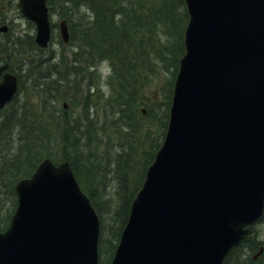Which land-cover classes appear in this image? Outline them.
<instances>
[{
	"label": "water",
	"instance_id": "obj_1",
	"mask_svg": "<svg viewBox=\"0 0 264 264\" xmlns=\"http://www.w3.org/2000/svg\"><path fill=\"white\" fill-rule=\"evenodd\" d=\"M186 52L162 147L111 264H221L264 208V0H186ZM48 46L47 0H19ZM64 42L70 33L60 22ZM0 84V109L17 91ZM64 107L67 104L64 103ZM0 264H98L99 217L68 161L16 184Z\"/></svg>",
	"mask_w": 264,
	"mask_h": 264
},
{
	"label": "trees",
	"instance_id": "obj_2",
	"mask_svg": "<svg viewBox=\"0 0 264 264\" xmlns=\"http://www.w3.org/2000/svg\"><path fill=\"white\" fill-rule=\"evenodd\" d=\"M47 2L50 13L54 5L62 10L61 16L70 22L71 41H75L76 45L72 51L73 58L68 61L64 57V51L58 52L57 55L52 52L47 58L35 57V50L33 52L29 49L22 50L20 43L16 44L18 40L13 42L16 52L21 53L19 57L22 64L20 62L19 71L28 83L27 87L39 93L41 99L39 102H32L28 97L25 101L15 97L0 113V230L5 231L10 226L16 210V182L22 177H29L44 157L51 156L57 164L61 159L67 160L98 212L99 264H110L127 223L132 202L145 180L148 166L154 160V157L150 160L148 158V162L141 165V158H144L152 148L153 154L157 152L154 143L145 146L143 152L139 146L142 122L135 113L138 91L140 87L142 90L149 74L159 63L170 65L177 72V60L185 52L183 46L179 53L169 51V47L172 48L174 43L168 41L172 29L170 22L174 24L173 15L177 7H174L170 0H47ZM81 6L92 11L93 19L86 27L83 26L81 34L78 33L76 36L77 29L72 16L77 15L76 9ZM179 9L181 10L180 7ZM186 17H189L188 12ZM158 23L162 27V35L158 34L155 28ZM52 26L57 24L53 23ZM136 34H141L140 43H136ZM30 38L31 47L40 50L34 36L31 35ZM81 39L88 48L87 71L96 69L97 64L103 59L110 63L113 91L104 104L105 112L111 105L119 108L114 113L113 122L108 123L109 116H103L104 122L99 125L100 117L91 116L90 106L85 99L86 103H83L79 117L73 119L74 129H71L63 127V124L67 125L70 121L65 109L60 108L65 111V115H61L62 120H57L56 113L61 114L60 109L58 108L56 112L51 105L54 109L52 110L50 100L59 99L58 95L59 97L62 95V86L70 85L75 92L73 101H77L76 77L87 74L79 62L78 49L82 47ZM140 64L141 69H137L140 68ZM22 86L23 81L20 82V89ZM141 118L144 119L143 116ZM111 127L116 129L122 127L120 134L129 146L123 145L121 150L116 146L105 148L95 169L86 165V162H89L79 152L65 153L60 158L50 152L55 145L51 144L53 137H57L67 149L70 146L66 141L77 149L78 143L82 140L84 149L94 154L97 145L95 139H99L98 136L105 137ZM136 131L139 132V137ZM108 151L109 154H106ZM103 160L105 164L102 163ZM98 172L101 177H98ZM108 179H111L110 184H107ZM2 203L6 205L10 203L8 212L1 209ZM252 230L244 237L240 246L248 245L256 239L252 237ZM259 244H264V241L256 240L252 246H248L257 249ZM239 247L233 249L227 259ZM248 264H264V252L259 260L252 259Z\"/></svg>",
	"mask_w": 264,
	"mask_h": 264
},
{
	"label": "rangeland",
	"instance_id": "obj_3",
	"mask_svg": "<svg viewBox=\"0 0 264 264\" xmlns=\"http://www.w3.org/2000/svg\"><path fill=\"white\" fill-rule=\"evenodd\" d=\"M7 4V9H10L9 6H12L10 14L13 16L15 19L16 23L20 27L18 32L21 34H27L28 36H25V38H18V41L23 42L22 43V48L25 47L30 40L31 34L35 33V26L34 24L27 20L19 11V8L17 6L16 1L17 0H2ZM170 2L174 5L176 8L175 14L173 15L175 21L174 24L170 22V25L172 27L170 34L168 35V41H172L173 47H169L170 50H174L176 53H179V51L182 49V46L184 47V36H185V30L188 26L189 20H190V15L186 1L185 0H170ZM11 4V5H10ZM113 7V6H112ZM181 8V10L179 9ZM180 11H179V10ZM79 15H83V21L86 24H89L92 22V13L90 11H86L84 7L79 8ZM65 11L67 9L65 8ZM186 12H188L189 17H186ZM60 14H62L61 9H55L51 10L50 13V18L52 23H56L57 26H53V35L54 39L52 40L50 47L48 50H46L43 54V58L49 57V54L53 52L55 55H57L58 52L64 51V57L66 60L70 61L73 58L72 51L75 48V41H72L70 44H64V46L59 43V38H61L60 35V30H59V23L60 21L65 18L62 17ZM87 14V17L84 15ZM94 21V20H93ZM68 25L71 31V26L70 22L68 21ZM159 23L155 26L157 28L158 34H163L162 33V27L159 25ZM181 33L180 35H178ZM76 34V33H75ZM167 37H164L166 39ZM181 38V40H180ZM136 43L141 42V34H136L135 35ZM179 40L182 41V45L180 46ZM82 47L78 49L79 52V62L82 65V69L84 70L85 73H87L84 76H77L76 81L78 83V91H77V101H73V91L71 86H62V95L59 99H54L51 98L50 100V108L51 105L55 108V111L57 112V109L62 108L65 109L66 113L69 116V123L63 124V127H70L71 129H74V123L73 119L76 117H79V114L82 110L83 103H86L84 100H87V104L90 106L89 111L91 112V116L95 117L97 115L100 117L99 120V125L104 122V117L103 116H109V122H113L114 119V113L115 111H118L119 106H110L107 107V111L105 112V107L104 104L107 102V100L111 97L113 87H112V71L110 68V63L106 60H102L97 64L96 69H93L91 67V71H87L86 67L89 65L88 64V56L86 51H88V48L84 45L82 42ZM141 45H139V52H140ZM185 49V47H184ZM53 54V55H54ZM183 56V55H182ZM180 59L178 58V69L177 72L176 70L174 71V67L172 66H166L161 63L157 64V66L154 68V71L149 74L148 79L146 80L144 86L141 87L138 91L137 94V104L135 106V113L136 116L139 117L140 121L142 122V125H140V134H141V143L139 146L141 147V152L144 151L145 146H149L151 143L156 144L157 149H160L162 146V142L165 138L167 127H168V121H169V115H170V107H171V101H172V96H173V90H174V85H175V80L177 77V73L180 68ZM19 57V55H18ZM17 57V58H18ZM54 57V56H53ZM55 59V58H53ZM152 59V58H151ZM140 62V61H139ZM138 62V63H139ZM138 65V64H137ZM141 69V64L139 66ZM174 71V72H173ZM176 73V74H175ZM69 88V89H68ZM138 95H139V101H138ZM19 98V100H30L32 102H39L41 97L39 93H37L34 89L28 88L27 86L25 87L24 85L22 86V89L17 93L16 98ZM28 97V99H27ZM72 98V99H71ZM127 99V97H126ZM21 101V102H23ZM103 101V102H102ZM19 102V101H18ZM100 102H102L100 104ZM63 103L67 104V107H63ZM52 109V108H51ZM54 110V109H52ZM84 110V109H83ZM60 113H56L57 120H62L61 115H65V111L59 110ZM167 112V114H166ZM141 116L144 117V119L141 118ZM122 128V127H121ZM116 127H111L107 131L105 137L99 139H95L97 141V145L94 151V154H91L88 152L86 149H84L82 145V140L78 143V148H74L73 146L70 145L69 141H66V143L70 146L66 147V145L62 144L60 138L53 137L52 140V145L53 148L50 150L51 153L57 155V157H62L65 153H73L72 151L79 152L83 157L87 159L89 163L86 162V165H90L93 169L98 165L99 159L102 156V153L104 152L105 148L108 147H117L119 150H121L122 146H129L126 145V140L124 137L120 134V129ZM118 130V133H117ZM138 132V131H136ZM139 132L137 133V137ZM148 141V142H147ZM138 142V141H137ZM58 144V146H57ZM138 145V144H137ZM153 148L147 152V155H144V158H141V165L146 164L149 160L154 157L155 154L152 153ZM106 154H109L108 152H105ZM137 153V150L135 151V155ZM95 156V157H94ZM45 158V157H44ZM43 158V159H44ZM49 158V157H48ZM51 158V156H50ZM52 159V158H51ZM64 160H59L58 163H62ZM103 164H105V161H102ZM93 165V166H92ZM85 171V168H83ZM83 171V170H82ZM34 173V172H33ZM32 173V174H33ZM84 173V172H83ZM32 174L30 176H32ZM103 176V175H102ZM109 176V173H108ZM22 177L23 178H26ZM98 177H101V174L98 172ZM19 179L16 184L21 180ZM111 183V179L107 180V184ZM109 186V185H108ZM16 187V185H15ZM109 187H107L108 189ZM15 192L17 194L16 188ZM1 202V201H0ZM10 206V203L8 205L2 203V210L5 212L7 211V208ZM15 213V212H14ZM13 213V214H14ZM13 216V215H12ZM253 236L256 239L250 242V246H252L256 240L264 241V217H262L260 220H258L254 225H253ZM247 244L241 245L235 252L234 254L226 261L225 264H248L252 259L254 260H259L260 257L262 256L264 252V244H259L257 246V249L254 248H249ZM263 247L262 252L259 251V248ZM258 251L260 252L259 254ZM255 254L257 256L253 257Z\"/></svg>",
	"mask_w": 264,
	"mask_h": 264
},
{
	"label": "flooded vegetation",
	"instance_id": "obj_4",
	"mask_svg": "<svg viewBox=\"0 0 264 264\" xmlns=\"http://www.w3.org/2000/svg\"><path fill=\"white\" fill-rule=\"evenodd\" d=\"M9 8L10 9H7V4L0 0V84L4 82V80L6 79V75L12 74L17 77L19 86L20 82L24 81V78L22 76V73L19 71L21 69L20 57H12V51L15 52V45L12 41L18 40V38H25V36L28 35L18 32L20 27L16 23L13 16L10 14V12L12 11V6H9ZM35 34L36 33H33L31 35L34 36ZM19 43L22 44L23 42L19 41Z\"/></svg>",
	"mask_w": 264,
	"mask_h": 264
},
{
	"label": "bare ground",
	"instance_id": "obj_5",
	"mask_svg": "<svg viewBox=\"0 0 264 264\" xmlns=\"http://www.w3.org/2000/svg\"><path fill=\"white\" fill-rule=\"evenodd\" d=\"M11 1V0H10ZM17 2H19V0H17L16 1V3ZM47 5H48V2H47ZM48 8H49V5H48ZM60 9L58 6H56V5H54V7H52L51 8V10H55V9ZM81 9H82V6L80 7ZM50 9V8H49ZM85 9H86V11H90V13H92V11L90 10V9H88V8H86L85 7ZM80 10H79V8L78 9H76V16H72L73 18H74V20H75V27H76V29H77V31H76V36L78 35V33L79 34H81V30H82V28H83V26L84 27H86L87 25H86V23H84V21H83V17H82V15H79L78 14V12H79ZM22 14V13H21ZM27 20H28V18L24 15V14H22ZM61 15V14H60ZM85 17H87V14H85L84 15ZM92 16V19H93V15H91ZM54 39V37L52 38V40ZM52 40H50L49 41V43H48V46H46V47H42V46H38L39 48H40V50L39 49H34L33 47H31V45L32 44H30L29 42H26L27 44L25 45V47L24 48H22V44H19L20 45V49H22V50H25V49H29L30 51H34V54H35V57H41L42 56V54L46 51V50H48V48L50 47V44H51V42H52ZM14 41H16V40H13L12 42H14ZM72 41H71V32H70V39H69V41H68V44H70ZM17 43H19V42H16V44ZM59 43H61V45L62 46H64V41H63V39H62V37L61 38H59ZM30 46V47H29ZM42 50V51H41ZM15 53V54H14ZM19 54H21L20 52H16V50H15V52H13L12 51V57L14 58V57H16V56H18ZM24 81H23V85L24 86H27V82H25V79H23Z\"/></svg>",
	"mask_w": 264,
	"mask_h": 264
}]
</instances>
